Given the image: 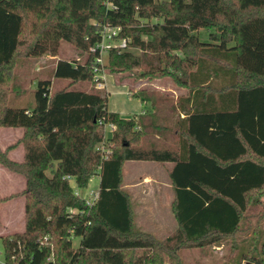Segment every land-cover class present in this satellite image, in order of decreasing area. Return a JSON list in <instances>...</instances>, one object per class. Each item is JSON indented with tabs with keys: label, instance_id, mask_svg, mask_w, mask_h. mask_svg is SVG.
<instances>
[{
	"label": "trees",
	"instance_id": "16d2710c",
	"mask_svg": "<svg viewBox=\"0 0 264 264\" xmlns=\"http://www.w3.org/2000/svg\"><path fill=\"white\" fill-rule=\"evenodd\" d=\"M104 24L129 40L110 50L107 70L170 77L184 91L130 86L153 110L131 118L110 110L91 51ZM65 42L85 59L59 56ZM47 54L56 60L32 78V101L11 105L26 90L14 80L21 56ZM0 127L24 129L0 147V164L26 178L25 229L0 235L8 264H185V250L249 231L237 264H264V0H0ZM107 136L115 146L104 158L97 145ZM18 144L22 161L8 155ZM130 160L173 163L178 226L164 238L134 225L122 188ZM96 174L99 198L89 206L64 176L84 190Z\"/></svg>",
	"mask_w": 264,
	"mask_h": 264
},
{
	"label": "rangeland",
	"instance_id": "374dc122",
	"mask_svg": "<svg viewBox=\"0 0 264 264\" xmlns=\"http://www.w3.org/2000/svg\"><path fill=\"white\" fill-rule=\"evenodd\" d=\"M205 32V30H203ZM203 40H207V34L203 33ZM120 40L117 39V42ZM59 56L67 58H76L78 60H84L86 57L85 53H81L76 47L70 43H63L59 52ZM20 66H17L14 70V80L16 86L23 88L25 93L21 96L13 94L11 99V105H25L27 102L32 101L33 92L30 89L36 86V81L32 80L33 77H41L47 74L54 66L55 57L50 55H44L39 59H30L28 57L21 56ZM107 91L109 92L108 107L112 111L119 112L121 116L125 118H131L135 115L141 107L143 109H149L150 104L142 105L141 100L130 94L127 86L120 85L117 79L124 80L133 90H139L141 88H148L150 91H155L157 93L170 94L172 97H176L178 94L182 93V89L177 86L174 80L170 77H160L154 79H137L134 76L122 73L112 72L109 68L107 70ZM116 77V78H115ZM67 81H58L55 86H64ZM19 96V97H18ZM18 97V98H17ZM17 102V103H16ZM140 104V105H139ZM141 106V107H140ZM24 129L19 127H0V147L2 150H6L9 146L14 145L21 138ZM105 133L109 136L112 133L110 125L105 126ZM22 134V135H21ZM143 139L141 143H143ZM151 142L150 138H147L144 143L148 144ZM169 143V142H167ZM18 144L11 150H9L8 155L11 159V151L16 148L19 149ZM23 146V145H22ZM115 146L112 143V148ZM21 149L14 153V156L18 158ZM24 159V158H23ZM17 160V161H22ZM15 160V159H14ZM131 166H134L132 162H127L124 167L125 181H128L131 173ZM136 172L132 173L134 177L144 178L146 167L143 163L138 165ZM100 179L94 177L91 179L89 186L82 190L84 195H88L92 189L99 188ZM26 186V178L21 173L15 172L10 168L0 164V235H8L14 232L22 231L23 224L26 222V213L24 207L25 196L20 194ZM16 194V196L10 197ZM19 194V195H17ZM10 197V199L2 201L3 198ZM12 200V201H11ZM264 201V200H263ZM133 204L135 208L139 205V200L137 198L133 199ZM259 210L264 209V203L259 204ZM254 224L256 225V218L254 219ZM261 232L264 231V217H262L260 223L257 225ZM137 227H140L137 224ZM165 235V234H164ZM252 231L246 233H237L235 236L224 239L219 244H216L207 249L192 248L185 250L183 252V260L185 264H237L239 261V256L244 244H241L244 238H249L252 236ZM79 238L74 240L75 245L79 244ZM0 252L2 262L0 264H5V252L3 246L0 244Z\"/></svg>",
	"mask_w": 264,
	"mask_h": 264
},
{
	"label": "crops",
	"instance_id": "0c3cea01",
	"mask_svg": "<svg viewBox=\"0 0 264 264\" xmlns=\"http://www.w3.org/2000/svg\"><path fill=\"white\" fill-rule=\"evenodd\" d=\"M116 80L120 85L127 86L130 92L129 84H127L124 80L122 81L121 79L116 78ZM183 91L184 90L182 89V92ZM144 104H150L151 107L149 109H143L141 106H144ZM141 106V108L136 111L135 114L144 113L146 111L150 112L153 110L152 104L150 102H142ZM19 128L23 129L22 127ZM23 133L24 132H22V134ZM22 145L19 146V149H21V155L18 158L14 156V153H16V151L19 149L16 148L15 150L11 151L10 154L13 159L21 160L24 158L25 150L24 146ZM129 162H132L134 165L131 166L133 172H136L138 169L137 167H139L138 165L141 163H143L144 167L147 168V170H145L143 179L134 177L130 169L131 176L128 181H125L124 167L126 163L123 166L122 188L127 191L131 197V203L134 210V225L137 229L149 231L154 233L157 237L164 238L171 234L178 226L173 209L175 192L170 178V170L173 166V163L136 160H130ZM134 198L139 200L138 209L137 207L135 208V205L133 204ZM23 205L25 207V201ZM137 224L140 227H137ZM24 229L25 224H23V230Z\"/></svg>",
	"mask_w": 264,
	"mask_h": 264
},
{
	"label": "built area",
	"instance_id": "2783aa9c",
	"mask_svg": "<svg viewBox=\"0 0 264 264\" xmlns=\"http://www.w3.org/2000/svg\"><path fill=\"white\" fill-rule=\"evenodd\" d=\"M120 31H121L120 26H114L111 24L102 25L100 31L101 39L96 45H94L91 48V51L95 54L93 71H94L95 86L97 88L107 89L108 72H107L106 63L110 50L115 46L126 47L129 43L128 39L119 37ZM117 39H119L120 41L117 42ZM109 125L112 130L115 128L114 124L111 123ZM107 138L108 136L104 141H102L97 145V149L101 152L104 158H108L113 151L112 143L108 142ZM94 177H98L100 179V175L98 174H96ZM64 179L68 180L72 184L75 190V194L82 196L85 199L87 205L93 206L96 203V201L99 198V188L92 189L88 195H84L82 193V190L78 187L74 176L66 175L64 176ZM69 211L74 213L76 212V209H70ZM50 259L51 258H49V260ZM0 262H2L1 252H0ZM4 262L5 264H8L5 259ZM50 262H51L50 264H55L52 261Z\"/></svg>",
	"mask_w": 264,
	"mask_h": 264
},
{
	"label": "water",
	"instance_id": "95a60500",
	"mask_svg": "<svg viewBox=\"0 0 264 264\" xmlns=\"http://www.w3.org/2000/svg\"><path fill=\"white\" fill-rule=\"evenodd\" d=\"M220 30H222V28H220ZM246 264H253L252 262L248 261L246 262Z\"/></svg>",
	"mask_w": 264,
	"mask_h": 264
}]
</instances>
